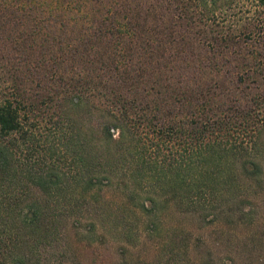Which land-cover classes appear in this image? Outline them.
Wrapping results in <instances>:
<instances>
[{"label": "trees", "instance_id": "obj_1", "mask_svg": "<svg viewBox=\"0 0 264 264\" xmlns=\"http://www.w3.org/2000/svg\"><path fill=\"white\" fill-rule=\"evenodd\" d=\"M244 1L0 0V264H26L88 208L119 216L89 194L105 186L143 213L166 193L194 212L220 176L261 181L257 60L226 78L213 49L264 25L229 12Z\"/></svg>", "mask_w": 264, "mask_h": 264}, {"label": "rangeland", "instance_id": "obj_2", "mask_svg": "<svg viewBox=\"0 0 264 264\" xmlns=\"http://www.w3.org/2000/svg\"><path fill=\"white\" fill-rule=\"evenodd\" d=\"M242 3L229 12L236 14L240 21L247 18L246 12L252 13L247 16L260 12L264 24V4L260 5L257 0ZM226 22L225 19L221 22L222 29L235 32L237 40L240 27ZM239 39L238 43L228 42L222 48L213 47L230 59L221 73L227 78L226 74L231 72L232 75L238 69L234 68V58L252 55L257 60L255 73L260 76L257 83L264 90L261 74L264 25L240 33ZM226 78L220 79L224 90L230 88ZM251 82L254 78L245 76L243 85L240 82L237 88L230 89L238 91ZM223 89L221 92H225ZM261 162L264 166V158ZM234 172L230 177L220 176L219 183L211 184L212 195L201 194L200 201L212 205L202 211L199 208L194 212L182 211L176 207L170 193L155 198L150 211L143 213L133 203H124L119 189L113 186L89 192L92 199L98 197L99 202L107 201L113 213L119 216L107 218L100 208L97 211L88 208L76 219L69 217L61 224L60 234L51 245H40L36 255L26 253V264H264V170L259 183L238 170ZM226 188L231 189L226 191ZM140 194L144 198L143 193Z\"/></svg>", "mask_w": 264, "mask_h": 264}]
</instances>
